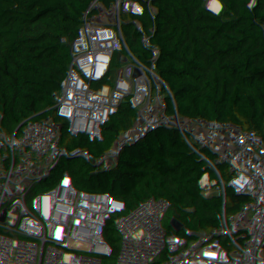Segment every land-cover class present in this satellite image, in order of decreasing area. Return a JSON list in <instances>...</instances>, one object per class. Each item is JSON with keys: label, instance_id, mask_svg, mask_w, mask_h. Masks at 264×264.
Instances as JSON below:
<instances>
[{"label": "trees", "instance_id": "trees-1", "mask_svg": "<svg viewBox=\"0 0 264 264\" xmlns=\"http://www.w3.org/2000/svg\"><path fill=\"white\" fill-rule=\"evenodd\" d=\"M231 1L215 0L217 11L214 0H205L197 15L212 17ZM257 1L264 10V0ZM150 9V0H0V250L7 248L6 227L24 197L37 147L75 112L124 33H143L140 22ZM185 75L180 104L169 112L182 113L171 126L172 147L149 127L126 124L107 132L108 152L98 147L92 153L108 158L111 205L135 249L208 264H220L227 251L237 250L242 262H252L264 254V230L246 212L236 174L253 173L260 164L240 120L246 117L264 144V58L259 65L240 60L236 77L218 79L222 111L209 127L203 123L204 116H213L204 103V77ZM170 78L166 68L159 77L148 73L146 82L126 84L125 96L136 107L149 87ZM207 128L210 137L204 140ZM90 171L81 174L83 181L100 193L102 185ZM89 250L78 233L54 264H80Z\"/></svg>", "mask_w": 264, "mask_h": 264}, {"label": "built area", "instance_id": "built-area-1", "mask_svg": "<svg viewBox=\"0 0 264 264\" xmlns=\"http://www.w3.org/2000/svg\"><path fill=\"white\" fill-rule=\"evenodd\" d=\"M205 0H150L148 17L140 22L142 34L129 36L128 30L99 67L78 106L69 118L59 122L36 149L24 181V197L6 227L7 248L0 250V264H54V260L81 231L90 244L88 257L80 264H208L186 256L138 250L127 228L111 205L114 183L106 175L108 158L99 160L92 150L108 152L107 132L118 125L147 126L172 147L171 126L182 113L170 115L180 104L185 72L204 77V103L213 116H204L209 127L220 112L218 79L240 70V60L259 65L264 58V10L257 0H232L212 17L197 15ZM95 52H99L95 48ZM193 56L200 60L192 59ZM166 68L171 78L149 87L143 102L134 107L125 96L126 84L146 82L148 73L159 77ZM103 81L97 83L98 77ZM237 76V75H236ZM219 110H217L216 102ZM243 137L260 157L253 173L240 169L236 174L246 212L264 230V144L260 133L241 116ZM173 140L169 142L166 135ZM210 137L207 128L204 140ZM82 148L89 152L77 153ZM89 158L100 193L83 181L77 158ZM71 187L77 198L65 214L63 205ZM122 231L126 245H122ZM237 250L227 251L220 264H264V254L252 262H242Z\"/></svg>", "mask_w": 264, "mask_h": 264}, {"label": "rangeland", "instance_id": "rangeland-1", "mask_svg": "<svg viewBox=\"0 0 264 264\" xmlns=\"http://www.w3.org/2000/svg\"><path fill=\"white\" fill-rule=\"evenodd\" d=\"M89 152L85 149H82V148H78L77 149V153L81 154L82 152ZM77 162H78V165L80 167V172L81 174H83L84 172H86V170H91V174L94 176V172H93V169H89V158H81V157H78L77 158ZM95 177V176H94ZM90 189H93L91 188V186H89ZM77 198V196L72 192L71 190V187L69 188L67 194H66V197H65V202H64V205H63V210L65 212V214H67L70 210V205L71 203ZM79 233H81V231H79ZM16 264H19L18 262H16Z\"/></svg>", "mask_w": 264, "mask_h": 264}, {"label": "water", "instance_id": "water-1", "mask_svg": "<svg viewBox=\"0 0 264 264\" xmlns=\"http://www.w3.org/2000/svg\"><path fill=\"white\" fill-rule=\"evenodd\" d=\"M135 15H136V11H135V13H134V17H135ZM236 75H237V70H236L235 68H232V69H231V76H232V77H236Z\"/></svg>", "mask_w": 264, "mask_h": 264}, {"label": "bare ground", "instance_id": "bare-ground-1", "mask_svg": "<svg viewBox=\"0 0 264 264\" xmlns=\"http://www.w3.org/2000/svg\"><path fill=\"white\" fill-rule=\"evenodd\" d=\"M215 102H216V106H217L216 109L219 110L220 107L218 105V102L217 101H215ZM166 137L168 138L169 142H172L173 138L169 134H167Z\"/></svg>", "mask_w": 264, "mask_h": 264}, {"label": "snow or ice", "instance_id": "snow-or-ice-1", "mask_svg": "<svg viewBox=\"0 0 264 264\" xmlns=\"http://www.w3.org/2000/svg\"><path fill=\"white\" fill-rule=\"evenodd\" d=\"M214 10H219V5L218 4H215V0H214Z\"/></svg>", "mask_w": 264, "mask_h": 264}, {"label": "crops", "instance_id": "crops-1", "mask_svg": "<svg viewBox=\"0 0 264 264\" xmlns=\"http://www.w3.org/2000/svg\"><path fill=\"white\" fill-rule=\"evenodd\" d=\"M222 111V106H221V109H220V112ZM220 112H218V113H220ZM217 114V113H216Z\"/></svg>", "mask_w": 264, "mask_h": 264}]
</instances>
